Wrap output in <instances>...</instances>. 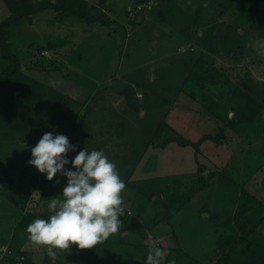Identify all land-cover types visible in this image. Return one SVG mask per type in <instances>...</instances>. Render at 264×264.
<instances>
[{
  "label": "rangeland",
  "instance_id": "obj_1",
  "mask_svg": "<svg viewBox=\"0 0 264 264\" xmlns=\"http://www.w3.org/2000/svg\"><path fill=\"white\" fill-rule=\"evenodd\" d=\"M229 1L159 0L135 21L126 10L133 0H105L115 19L111 28L77 16L59 18L51 9L10 28L28 79L26 92L15 91L14 98L12 82L0 92V244L12 238L33 192L15 176L31 142L46 132L85 140L96 130L94 138L114 134L119 149L106 156L125 183L122 223L88 261L68 249L67 257L56 256L59 264H144L153 248L161 264H189V256L214 264L223 251L239 264H264V110L240 131L226 124L247 106L235 86L264 109V0ZM9 14L0 0V21ZM237 29L246 33L240 35L244 46L227 42ZM250 30L259 34L257 43ZM44 44L51 45L49 57L42 54ZM196 62L199 70L187 80ZM208 63L231 83L201 87L197 78ZM6 65L0 55V72ZM220 126H226L222 142L200 141ZM246 190L257 197L239 219L246 229L221 247V233L238 228L235 211ZM6 257L13 258L0 246V264Z\"/></svg>",
  "mask_w": 264,
  "mask_h": 264
},
{
  "label": "clouds",
  "instance_id": "obj_2",
  "mask_svg": "<svg viewBox=\"0 0 264 264\" xmlns=\"http://www.w3.org/2000/svg\"><path fill=\"white\" fill-rule=\"evenodd\" d=\"M76 147L66 135L46 132L31 149L32 158L27 161L40 173H46L48 181L57 173L67 178L63 198L48 204L52 213L48 219H35L26 228L29 239L47 247L51 257L56 256L53 249L68 250L72 245L92 249L117 233L122 223L119 217L124 214L121 193L125 183L116 165L102 150L87 148L70 161L67 153ZM69 163L75 170L65 167ZM159 257V249L153 248L146 254L144 264H161Z\"/></svg>",
  "mask_w": 264,
  "mask_h": 264
},
{
  "label": "trees",
  "instance_id": "obj_3",
  "mask_svg": "<svg viewBox=\"0 0 264 264\" xmlns=\"http://www.w3.org/2000/svg\"><path fill=\"white\" fill-rule=\"evenodd\" d=\"M10 9V14L3 18L0 21V55L7 62L5 68L0 72V92L5 82H12L13 85V98L15 91L20 90V92H26L24 84L28 79L27 74L24 73L22 64L18 54L12 49L11 43L9 41L8 35L10 32V28L14 25H17L21 22V20L25 17H31L32 14L43 10V9H51L56 17L64 18L68 16H77L82 19H85L88 22H100L101 25L113 27L115 20L111 16L106 13L104 3L105 0H99L100 6L97 4H91L87 0H43V1H35V0H4ZM140 0H133L132 4H136ZM156 7L154 8V10ZM49 44H44L40 48L46 49L50 47ZM56 60H50V64H54ZM201 64V63H200ZM198 62L193 69L190 70L187 76L188 79H194V75L196 72V68L199 70L198 66H200ZM203 68V73H199V77L197 78L198 83L201 85H205L206 83H213L214 85L224 83H231V80L224 75H222L217 67L212 65V63H208ZM116 75V74H115ZM114 76V75H113ZM24 81V82H23ZM28 82V81H27ZM24 86V87H23ZM107 88V86H106ZM237 88L236 94L244 95V104L247 105L241 114L240 117L235 116L236 114L229 116V119L226 124L233 127L234 129L240 131L242 128L250 125L257 116H263L262 105L252 96L250 93H241L239 87ZM20 93V94H21ZM255 103V104H254ZM251 104V105H250ZM225 128L226 126L219 127L217 134H205L201 140L204 138H212V140L216 142H222L225 137ZM173 139V138H171ZM183 142L185 144L191 143L190 140L184 139ZM199 169L201 170V178H207V175L204 174V171L207 169L206 166L200 165ZM243 200L238 204L237 209L235 211V217L238 219L237 227H232V230L226 229L221 233V241L219 240V245L221 247H225L232 241L237 240V230L238 229H246V226L239 222V219L246 214L248 210V203L256 200V195L252 194L248 190L244 192ZM261 219V218H260ZM264 219V216L262 217ZM236 226V225H235ZM10 242V244H6ZM7 242H3L0 246H6L10 255L14 257L16 255L15 249L16 247L13 245V241L10 239ZM169 249L168 247H164ZM219 257L217 255V259L214 264H239V261H235L231 252L223 251ZM189 256V255H188ZM257 253L252 254V257L255 258ZM192 259V263L189 264H199L201 262L199 259L190 257ZM13 259V258H12ZM254 261V260H253ZM252 261V262H253ZM256 261V260H255ZM197 262V263H196ZM257 264H260V261H256ZM202 264V263H200ZM244 264H249V261H246ZM255 264V262H254Z\"/></svg>",
  "mask_w": 264,
  "mask_h": 264
},
{
  "label": "crops",
  "instance_id": "obj_4",
  "mask_svg": "<svg viewBox=\"0 0 264 264\" xmlns=\"http://www.w3.org/2000/svg\"><path fill=\"white\" fill-rule=\"evenodd\" d=\"M236 1H238V0H236ZM241 1H244V0H241ZM229 2L233 3V2H235V0H230ZM238 9H240V8H238ZM126 10H127V8H126ZM202 12L203 13H201V14H203V15L206 14L205 11H202ZM232 12L234 13L233 15H235L234 16L235 19L240 18L237 16L235 8L233 9ZM197 13L199 14V11ZM201 17H203V16H201ZM238 19H236V23L241 24L238 21ZM239 30H240V32H239ZM248 33L250 34L251 37H253V39L251 38L250 41L257 43L258 39H260L257 37L259 34L258 33L255 34V31H253V30H250V32H248ZM240 35L241 36L246 35V33H244L241 29H237L236 31L231 32L228 36L227 42H230L232 44L236 43V42H242L243 44L242 43L241 44H242V46H244L245 41L244 40L242 41V39L240 40ZM241 38H243V36ZM81 123L85 124V121L83 120ZM52 128H55V127H52ZM118 130H114V133L115 132L118 133L119 132ZM95 134L96 135H94V136H93V134H90V136H87V138L85 140H83V138H84L83 135H81V137L78 139H77V137L76 138L71 137V140L69 138L70 144L76 145L77 147H76L75 151L67 153V158L71 161L72 159H74L75 155H77L79 151H81L85 148H87L89 151H92L94 149L96 150V148L97 149L100 148V150H102L105 153V155H107L106 153H108L110 156H113L115 153L117 154V151H119V149L117 148V145L115 146L113 144L114 139L111 138L112 136H114V134H109L112 136L108 135L109 136L108 138H105V136L100 137L103 139H107V140H102V141L99 140L100 138H94L95 136L98 137L96 130H95ZM101 135H104V134H101ZM42 136H43V134L39 135L37 140H33L31 142V143H33V145L29 142L31 145H29L26 148V153H24L25 154L24 162H26V163H24V162L23 163H24L25 167H21V165L18 164L15 168L16 169L15 172L18 171L17 173H15L16 174L15 176H16V179L18 178L17 181H19V184L24 185V186L28 185L29 188L31 189L30 191H33V192L31 194V197L28 200H25L26 203L23 205L24 215L22 217V222L18 223V225L16 226V230L14 231V234L11 238V240L13 241V245L16 247L15 249H17V250H15V253L18 256L13 257L16 259L14 261H12V259H10L9 257H6L5 259H3L2 264H59L60 259L57 257H59L58 255H60V253H64L65 257H67V250H59V249H53V251L56 252L57 257L56 256L55 257L49 256L48 248L34 244L29 239V234L26 231V228H27L26 223L30 224L35 219H45V220L48 219V217L52 214L48 209L49 202L52 199H62L63 198L62 197V191H63L64 186H66V183H67V178L64 176H61L59 173H57V176L54 177V179L52 181H48L46 179V173L42 174L38 170H37L38 174L33 175L32 173H30V172H35V170H32L33 168L31 167V165H29L27 163V161H29L32 158L31 149L36 146V144L38 143V141L41 139ZM90 138H92V139H90ZM29 141H31V140H29ZM103 141H104V143H102ZM117 143H119V142L116 138L115 144H117ZM121 152H122V150H121ZM130 152L132 153L131 148L129 149V151L127 153L126 152H123V153H126V154L129 153L130 154ZM65 167L68 169L75 170L71 163H69ZM56 180L60 181V183L58 185L56 184ZM29 203H30V205H29ZM103 242L97 244L92 249H79L77 245H72L69 248V250L70 251L72 250L75 253H76V251H78L77 252L78 259L88 258L87 259V261H88L89 255L97 254L98 251L101 250V247L103 246L102 245ZM6 244H10V242H7ZM166 245H168L170 248H172V246L169 245L168 243L162 244L163 247H165ZM21 255L24 256V259L19 258V256H21ZM65 257L63 259H66ZM74 264H84V263L81 260L80 262L79 261L74 262Z\"/></svg>",
  "mask_w": 264,
  "mask_h": 264
},
{
  "label": "built area",
  "instance_id": "obj_5",
  "mask_svg": "<svg viewBox=\"0 0 264 264\" xmlns=\"http://www.w3.org/2000/svg\"><path fill=\"white\" fill-rule=\"evenodd\" d=\"M157 5H159V0H140L136 4L130 5L127 8L129 18L138 21L143 17L145 13L152 12ZM42 54L47 55L49 57V49L46 48L42 50ZM3 247L7 249L6 246ZM21 258L24 259V256H21Z\"/></svg>",
  "mask_w": 264,
  "mask_h": 264
},
{
  "label": "water",
  "instance_id": "obj_6",
  "mask_svg": "<svg viewBox=\"0 0 264 264\" xmlns=\"http://www.w3.org/2000/svg\"><path fill=\"white\" fill-rule=\"evenodd\" d=\"M121 105H123V102L121 103Z\"/></svg>",
  "mask_w": 264,
  "mask_h": 264
}]
</instances>
